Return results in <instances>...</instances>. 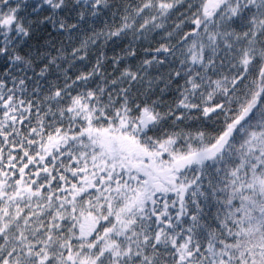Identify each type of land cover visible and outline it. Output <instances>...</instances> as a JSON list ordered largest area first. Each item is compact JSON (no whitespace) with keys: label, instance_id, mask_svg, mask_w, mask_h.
Here are the masks:
<instances>
[{"label":"snow or ice","instance_id":"snow-or-ice-1","mask_svg":"<svg viewBox=\"0 0 264 264\" xmlns=\"http://www.w3.org/2000/svg\"><path fill=\"white\" fill-rule=\"evenodd\" d=\"M0 264H264V0H0Z\"/></svg>","mask_w":264,"mask_h":264},{"label":"trees","instance_id":"trees-1","mask_svg":"<svg viewBox=\"0 0 264 264\" xmlns=\"http://www.w3.org/2000/svg\"><path fill=\"white\" fill-rule=\"evenodd\" d=\"M197 126H199L198 122H194ZM211 129V125L208 126Z\"/></svg>","mask_w":264,"mask_h":264}]
</instances>
